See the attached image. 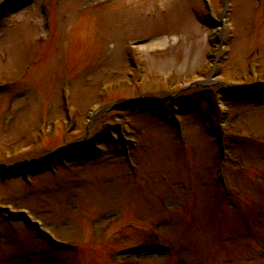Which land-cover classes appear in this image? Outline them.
Segmentation results:
<instances>
[{"label": "rangeland", "instance_id": "1", "mask_svg": "<svg viewBox=\"0 0 264 264\" xmlns=\"http://www.w3.org/2000/svg\"><path fill=\"white\" fill-rule=\"evenodd\" d=\"M209 1L217 22L203 0L6 6L0 164L100 133L85 159L0 180V264H264V0ZM134 98L154 102L102 113Z\"/></svg>", "mask_w": 264, "mask_h": 264}, {"label": "bare ground", "instance_id": "2", "mask_svg": "<svg viewBox=\"0 0 264 264\" xmlns=\"http://www.w3.org/2000/svg\"><path fill=\"white\" fill-rule=\"evenodd\" d=\"M220 35H221V33H220ZM154 44H155V43H154ZM147 46H149V44H148Z\"/></svg>", "mask_w": 264, "mask_h": 264}]
</instances>
